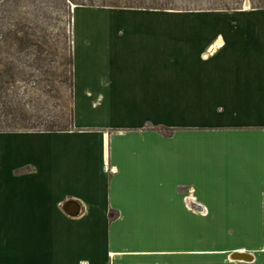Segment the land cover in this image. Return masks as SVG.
<instances>
[{"label": "crops", "instance_id": "obj_1", "mask_svg": "<svg viewBox=\"0 0 264 264\" xmlns=\"http://www.w3.org/2000/svg\"><path fill=\"white\" fill-rule=\"evenodd\" d=\"M71 58L70 128L0 132V264H264V9L77 6Z\"/></svg>", "mask_w": 264, "mask_h": 264}, {"label": "rangeland", "instance_id": "obj_2", "mask_svg": "<svg viewBox=\"0 0 264 264\" xmlns=\"http://www.w3.org/2000/svg\"><path fill=\"white\" fill-rule=\"evenodd\" d=\"M257 7L261 0H252ZM86 7H158L194 12L252 9L249 0H0V36H29L6 51L0 73V131H65L71 126L73 11Z\"/></svg>", "mask_w": 264, "mask_h": 264}, {"label": "trees", "instance_id": "obj_3", "mask_svg": "<svg viewBox=\"0 0 264 264\" xmlns=\"http://www.w3.org/2000/svg\"><path fill=\"white\" fill-rule=\"evenodd\" d=\"M252 6L253 10L256 9H264V0H261V2L259 3V5L257 7H253V1L249 0ZM102 7H115V6H102ZM123 8H127V9H139V10H155V11H177V10H172V9H164V8H158V7H151V8H144V7H123ZM236 10H242V8H226L225 10H208V11H236ZM202 11V10H200ZM6 44L8 45V49L11 50V48L13 46L16 45V47L20 50V51H24L26 49H29V46L32 45V41H31V37L29 36H4L1 35L0 36V44ZM6 53V51H0V64L3 63V59L2 57H4V55ZM5 75L3 73H0V79H4ZM0 132H9V131H0Z\"/></svg>", "mask_w": 264, "mask_h": 264}, {"label": "water", "instance_id": "obj_4", "mask_svg": "<svg viewBox=\"0 0 264 264\" xmlns=\"http://www.w3.org/2000/svg\"><path fill=\"white\" fill-rule=\"evenodd\" d=\"M232 258H233L234 260H247V259H250V258L247 257V255H245V254H240V253H236V254H234V255L232 256Z\"/></svg>", "mask_w": 264, "mask_h": 264}]
</instances>
